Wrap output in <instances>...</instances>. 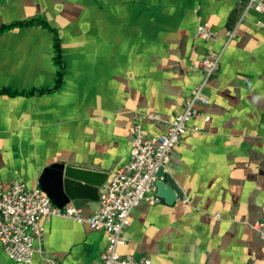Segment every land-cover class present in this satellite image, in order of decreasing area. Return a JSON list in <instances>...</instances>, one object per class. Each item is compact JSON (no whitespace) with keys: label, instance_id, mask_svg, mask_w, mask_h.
Here are the masks:
<instances>
[{"label":"crops","instance_id":"obj_1","mask_svg":"<svg viewBox=\"0 0 264 264\" xmlns=\"http://www.w3.org/2000/svg\"><path fill=\"white\" fill-rule=\"evenodd\" d=\"M248 2L0 0L4 188L40 186L56 161L107 169L109 182L130 158L138 119L148 135L165 132L202 81L203 58L236 29L204 90L210 103L190 122L199 130L183 134L165 165L183 198L135 207L119 252L153 264H264L251 226L264 221V13L242 18ZM201 23L219 38H196ZM70 203L85 215L99 205ZM42 224L61 264H101L105 230L58 216ZM0 264L46 263L17 262L0 242Z\"/></svg>","mask_w":264,"mask_h":264},{"label":"built area","instance_id":"obj_2","mask_svg":"<svg viewBox=\"0 0 264 264\" xmlns=\"http://www.w3.org/2000/svg\"><path fill=\"white\" fill-rule=\"evenodd\" d=\"M249 11L264 13V0H249L242 18ZM256 23L264 28L263 20L258 19ZM235 34L236 29L226 31L222 50L203 58L202 81L194 87L183 111L173 118L165 132L148 135L142 119H138L130 158L101 188L98 208L92 214L85 215L72 203L59 206L40 186L29 188L23 180H14L8 188L0 182V242L5 253L21 263H32L38 255L46 264H61L47 253L43 244L45 228L42 219L58 216L106 231L107 244L100 255L101 264H153L148 257L121 254L119 246L126 242L125 230L131 224L133 209L142 202L161 201L156 195V173L166 165L183 134L189 129L199 130L198 126H190V122L201 114L199 105L210 103L204 90L219 69L223 52ZM195 37L208 42L217 40L219 34L206 23H201ZM209 118L204 115L206 121ZM251 226L264 239V221H256Z\"/></svg>","mask_w":264,"mask_h":264},{"label":"water","instance_id":"obj_3","mask_svg":"<svg viewBox=\"0 0 264 264\" xmlns=\"http://www.w3.org/2000/svg\"><path fill=\"white\" fill-rule=\"evenodd\" d=\"M109 178L107 169L78 162H53L40 175V187L55 204L64 206L79 198L99 201L100 190ZM156 195L172 204L183 198V192L174 177L161 166L156 173Z\"/></svg>","mask_w":264,"mask_h":264}]
</instances>
